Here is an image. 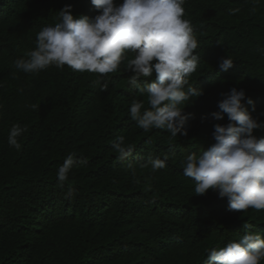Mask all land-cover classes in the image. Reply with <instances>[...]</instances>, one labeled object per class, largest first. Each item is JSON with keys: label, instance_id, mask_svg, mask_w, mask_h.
<instances>
[{"label": "trees", "instance_id": "trees-1", "mask_svg": "<svg viewBox=\"0 0 264 264\" xmlns=\"http://www.w3.org/2000/svg\"><path fill=\"white\" fill-rule=\"evenodd\" d=\"M65 5L74 17L98 14L90 0H0V264H203L208 250L243 236L244 223L264 238V210L229 211L211 189L196 195L180 165L214 143V124L228 123L226 114L212 116L221 93L244 90L242 103L264 121V0H186L200 57L190 82L203 95L185 106L187 135L175 138L130 119L131 101L147 102L127 84L129 72L109 74L102 92L95 73L15 68ZM227 56L233 67L222 71ZM13 124L27 128L20 150L7 142ZM253 134L264 137V128ZM119 135L134 146L126 159L112 147ZM71 152L88 163L61 187L57 169ZM149 154L167 156L166 167H144ZM70 187L74 195L65 198Z\"/></svg>", "mask_w": 264, "mask_h": 264}, {"label": "clouds", "instance_id": "clouds-1", "mask_svg": "<svg viewBox=\"0 0 264 264\" xmlns=\"http://www.w3.org/2000/svg\"><path fill=\"white\" fill-rule=\"evenodd\" d=\"M90 2L98 12L92 18L74 17L70 5L59 10L58 22L37 33L35 48L25 53L26 58L15 60V68L26 74H38L50 66L95 73L98 75L93 87L102 92L109 89V74L129 72L127 84L147 102L146 107L144 101L135 98L131 101L128 114L136 127L144 132L164 130L170 138L187 135L184 124L191 114L183 110L194 98L203 95V89L193 87L190 82L200 57L194 54L198 40L193 26L184 18L186 0ZM258 51L264 54V49ZM233 64V59L227 56L221 58L218 66L227 71ZM220 95L222 99L217 104L220 111L212 116L220 121L226 114L228 123L213 125L214 143L207 150L181 159L183 175L194 181L196 195H204L211 189L218 193V198H227L229 211L264 210V137L253 134L254 130L264 128V121L253 117L242 103L246 97L244 90L232 88ZM246 103L253 105L250 98ZM31 107L36 109L38 105ZM26 131V127L13 124L7 138L9 146L20 150L18 138ZM112 147L119 159H126L134 151L123 135L115 138ZM167 160V156L162 159L149 154L143 166L150 165L155 173L166 167ZM87 163L86 157L77 159L75 152L69 153L57 169L60 186L68 181L74 167ZM127 168L135 175L131 162ZM73 195L70 187L65 198ZM252 227L251 223H244L245 234L238 240L208 250L203 264H260L264 260V238L257 231H247Z\"/></svg>", "mask_w": 264, "mask_h": 264}]
</instances>
